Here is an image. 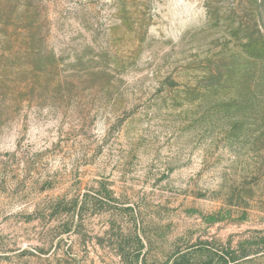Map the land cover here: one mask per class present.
<instances>
[{"label":"rangeland","instance_id":"1","mask_svg":"<svg viewBox=\"0 0 264 264\" xmlns=\"http://www.w3.org/2000/svg\"><path fill=\"white\" fill-rule=\"evenodd\" d=\"M0 264H264V0H0Z\"/></svg>","mask_w":264,"mask_h":264}]
</instances>
